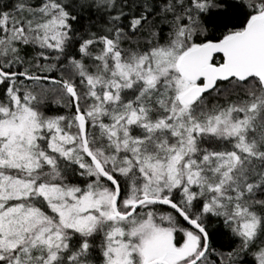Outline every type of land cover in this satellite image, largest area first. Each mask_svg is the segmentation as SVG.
I'll return each instance as SVG.
<instances>
[{"label":"snow or ice","instance_id":"6c2138e0","mask_svg":"<svg viewBox=\"0 0 264 264\" xmlns=\"http://www.w3.org/2000/svg\"><path fill=\"white\" fill-rule=\"evenodd\" d=\"M0 264H264V0H0Z\"/></svg>","mask_w":264,"mask_h":264}]
</instances>
